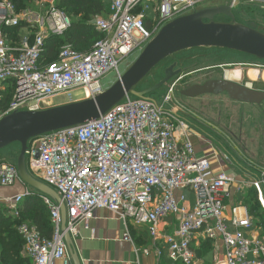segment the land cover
<instances>
[{
	"label": "built area",
	"instance_id": "obj_1",
	"mask_svg": "<svg viewBox=\"0 0 264 264\" xmlns=\"http://www.w3.org/2000/svg\"><path fill=\"white\" fill-rule=\"evenodd\" d=\"M105 16L91 21L102 35L87 52L68 45L58 59L40 61L49 36H61L71 26L55 0H42L36 10L17 12L9 0H0V90L11 82L14 95L0 118L20 111H40L50 99L65 95L72 103L74 90L81 100L102 93L100 79L133 51H143L160 30L205 0H105ZM231 9L240 1L264 5V0H229ZM28 20L18 38L11 30ZM179 79V78H178ZM177 79V80H178ZM180 80V79H179ZM169 87L161 105L152 100L125 97L99 119L57 130L27 142L26 166L56 192L65 208L66 230H61L60 206L41 195L53 224L51 240L43 239L28 223L18 227L23 253L31 264H72L64 236L77 237V225L87 223L97 209L108 210L129 226L145 229L151 248L134 247L136 255L153 254L172 263L194 264V237L220 239L224 264H264V238H247L253 227L245 209L232 207L225 216L234 176L215 173L207 158H198L190 141L183 107ZM80 99V98H79ZM21 182L16 164L0 165V187ZM253 187L259 189L258 183ZM186 192L194 196L188 207ZM29 193L9 199L12 214ZM178 217L173 235L162 234L159 224ZM230 225V227H228ZM87 226V224H86ZM231 229V230H230ZM2 264V263H0Z\"/></svg>",
	"mask_w": 264,
	"mask_h": 264
},
{
	"label": "water",
	"instance_id": "obj_2",
	"mask_svg": "<svg viewBox=\"0 0 264 264\" xmlns=\"http://www.w3.org/2000/svg\"><path fill=\"white\" fill-rule=\"evenodd\" d=\"M231 19L229 24L214 22L216 16ZM220 48L236 51L264 61V33L256 29L255 24L245 26L234 20L231 8L227 5L197 10L189 15L179 17L164 26L142 51L138 59L116 83L108 90L91 99L52 107L40 111L13 112L0 118V150L13 143L20 144V153L16 167L22 183L47 196L60 206L61 230H66L64 205L54 190L33 178L26 167L25 152L27 142L41 135L57 130L82 125L88 121L99 119L125 97L149 100L146 95L166 84L178 74L172 67L165 71V78L143 92H137L136 86L162 61L168 57L192 48ZM177 78H180L178 75ZM225 92L235 101L247 104H259L264 101V92L253 91L250 86H241L222 80L207 81L203 86H195L186 92L189 97ZM64 240L73 264H79L71 249L72 239L68 233Z\"/></svg>",
	"mask_w": 264,
	"mask_h": 264
},
{
	"label": "rangeland",
	"instance_id": "obj_3",
	"mask_svg": "<svg viewBox=\"0 0 264 264\" xmlns=\"http://www.w3.org/2000/svg\"><path fill=\"white\" fill-rule=\"evenodd\" d=\"M41 1L42 0H38L31 7H24L20 9L19 12L23 13L30 9L36 10L38 9L36 8L37 5H41ZM224 5H230V1L205 0L195 7V11ZM231 11L234 15V20L237 23H244L245 26H249L251 23H254L257 30L261 33H264V5H259L256 3L249 4L244 1H240L231 9ZM187 13L191 14L192 11ZM186 15L187 14L183 16ZM214 22L218 24H229L231 19L219 15L214 18ZM23 23L28 24L29 22L26 19L23 21ZM147 44L144 45L143 50ZM141 53L142 50L139 49L133 51L127 58L119 62L117 70L113 69L103 75L99 81L102 92L112 87L118 78L121 77L127 70H129ZM170 67L175 69V72H178V74L170 78L166 84L147 94L146 97L149 100L155 101L161 105L163 102V97L168 92L169 87L175 83L174 96L178 103L187 110V113L181 117L189 125V132L196 133L202 137L205 136V138H207V140L213 146V150L215 152L220 154L219 151H221V153L225 155L220 157L221 160L229 166L230 170L234 174L235 179L238 180L240 164H245L246 161L238 157L237 151L234 149V147H232L230 140L227 138L228 135H230L227 133L229 128L228 122L234 118L238 119V117H245L246 113H248L249 122L254 124L255 131L260 133L259 142L261 147L264 148V101L259 104H247L232 100L225 92L215 95L212 93H206L193 97L187 96L186 92L195 86H203L207 81L222 80L224 76L236 84L241 86L248 85L253 90L264 92L263 82L259 81L256 84H252L249 81V79H251V77H249V72L251 70H261L264 73V61L257 60L256 58L246 54L226 49L204 47L192 48L176 53L159 63L136 86L135 90L137 92H143L155 87L165 78V71ZM235 71H239L240 73L238 79H235L232 76ZM241 71H243L242 77ZM178 75L180 76V80H177ZM71 94L73 96V100L79 99L82 96L81 91L77 89L71 92ZM54 102L58 104H67L68 99L65 95H63L56 97ZM55 103L48 102L46 105L41 106V108H43V110L50 109L52 106L56 105ZM250 109V113L246 112ZM206 113H208V115ZM256 118H258V120ZM222 122L228 124H224L222 126ZM231 124H233V122ZM9 149L14 150L11 151V153H9L5 159L9 164H13L20 153V144L13 143L0 151L5 152ZM15 157L16 159H14ZM163 223L165 222L163 221L159 225L160 232L162 234H164L162 230Z\"/></svg>",
	"mask_w": 264,
	"mask_h": 264
},
{
	"label": "crops",
	"instance_id": "obj_4",
	"mask_svg": "<svg viewBox=\"0 0 264 264\" xmlns=\"http://www.w3.org/2000/svg\"><path fill=\"white\" fill-rule=\"evenodd\" d=\"M236 72L239 71H235L232 76L235 79H238L240 73L237 75ZM256 72L258 73L256 77H251V75L249 74V77H251V79L247 77L249 81L252 84H256L259 81L264 83L263 71L257 70ZM242 76H243V71H241V77ZM59 96H63V95H59ZM55 98L56 97L50 99L49 103L51 102L55 103L54 102ZM80 101H84V100H81L80 98V99H76L72 103H76ZM55 104L56 105L52 107L66 105L63 103H59V104L55 103ZM184 112L186 114L187 110L184 109ZM246 112L250 113L251 109ZM206 114L208 115V113ZM248 116L249 114L246 113L245 117L242 116V117H238V119L235 118L232 119L230 122H228L229 124L233 122V124L231 125L225 122L221 123L222 126L224 124L225 125L228 124L229 128L227 133L230 134L231 136L227 134L228 135L227 138L228 140H230L232 147H234V149L237 151L238 157L246 161L245 164H240V173L238 174V180H236V186H233V188L230 191V198L227 199L224 203L227 207L225 212L226 217H230V211L232 207H240L247 211L246 203H249L253 198L257 200L258 203L257 212L260 215L264 216V148L261 147L259 142L260 133L255 131V125L249 122ZM256 119L258 120V118ZM189 137H190L189 138L190 141L192 142L195 148L196 156L198 158H207L215 173H225L234 176L229 166L225 164L220 158L221 156L223 157L225 155L221 153V151H219L220 154L215 152L213 150V146L207 140V138H205V136L202 137L196 133L189 132ZM13 150L14 149H9L5 152L0 151V165L9 164L5 158ZM14 159H16V157ZM13 164H16V161H14ZM27 170L33 178L42 182V179L37 177L38 175L35 174V172L31 171L28 167ZM253 183H258L259 189L253 187L252 186ZM26 192L29 193V195L36 194L37 196H39L40 194L22 182H17L16 184H14V186L9 188L0 187V209L1 208L11 209L7 201L9 199H13L17 195L25 194ZM185 194L188 200L186 205L188 207H193L194 206L193 194L190 192H186ZM252 221H253L252 229L248 231H244V235L247 238H251V237L264 238L263 228L256 225L254 220ZM164 222L165 223H163V228H162L164 234L173 235L177 230L178 217L172 216ZM86 224L80 223L77 225L78 235L77 237L72 239L71 249L73 251V254L76 255L79 264H155L156 263V259L153 256V254L146 257L142 254L136 255L134 253V247L151 248L150 239L145 229H137L134 226L130 225L128 229L130 239H128V237H126V228L124 226V223L118 218L117 215L105 209L95 210L93 212L92 217L88 220ZM228 227H230V225ZM159 231H160V226H159ZM191 248L195 256L194 264H224V246L220 239H217L215 241L205 240L201 237L200 234H197L194 237ZM161 249L163 251V257L161 260H163V258L164 260H168L166 257V246L164 244H161ZM21 256L25 258L23 249L21 251ZM67 256L71 261L68 251H67ZM160 263L161 262H159V264ZM173 264H179V263H173Z\"/></svg>",
	"mask_w": 264,
	"mask_h": 264
},
{
	"label": "trees",
	"instance_id": "obj_5",
	"mask_svg": "<svg viewBox=\"0 0 264 264\" xmlns=\"http://www.w3.org/2000/svg\"><path fill=\"white\" fill-rule=\"evenodd\" d=\"M19 12L24 7H31L38 0H9ZM55 6L62 10L71 20L70 28L61 36H49L44 45L40 61L51 63L58 59L61 47L68 45L78 52H87L93 44L102 38L90 24L95 18L105 16L108 3L105 0H55ZM245 25L244 23H242ZM254 24V23H251ZM25 26L20 25L11 30L10 36L18 38V33ZM257 29V28H256ZM14 95L11 82L4 84L0 90V112H4ZM247 204L249 216L256 225L264 230V216L257 212V200L254 198ZM17 216L12 214V209H0V263L2 264H31L21 256L23 241L17 233L20 225L28 223L39 231L41 237L51 240L53 237V224L47 206L40 199V194H30L16 207ZM160 264H173L168 260H161Z\"/></svg>",
	"mask_w": 264,
	"mask_h": 264
},
{
	"label": "bare ground",
	"instance_id": "obj_6",
	"mask_svg": "<svg viewBox=\"0 0 264 264\" xmlns=\"http://www.w3.org/2000/svg\"><path fill=\"white\" fill-rule=\"evenodd\" d=\"M249 73H250L251 77H256V75L258 74V73H257L256 71H254V70H251ZM236 74L238 75L239 72H236Z\"/></svg>",
	"mask_w": 264,
	"mask_h": 264
},
{
	"label": "flooded vegetation",
	"instance_id": "obj_7",
	"mask_svg": "<svg viewBox=\"0 0 264 264\" xmlns=\"http://www.w3.org/2000/svg\"><path fill=\"white\" fill-rule=\"evenodd\" d=\"M172 71L175 72V69H172ZM242 86H245V85H242ZM250 89L253 90L251 87H250ZM253 91H257V90H253Z\"/></svg>",
	"mask_w": 264,
	"mask_h": 264
}]
</instances>
